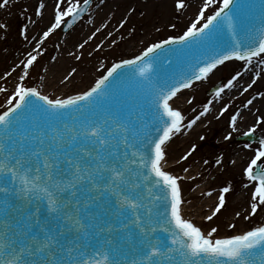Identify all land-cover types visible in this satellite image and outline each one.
I'll list each match as a JSON object with an SVG mask.
<instances>
[{
    "label": "snow or ice",
    "instance_id": "snow-or-ice-1",
    "mask_svg": "<svg viewBox=\"0 0 264 264\" xmlns=\"http://www.w3.org/2000/svg\"><path fill=\"white\" fill-rule=\"evenodd\" d=\"M16 2L0 0V9ZM89 2L83 0L82 6L81 0H52V18L43 36L63 31L62 25L72 27L88 11ZM213 3L206 0L182 35L153 43L134 59L114 64L80 94L50 97L18 84L7 110L0 113V264H264V221L228 235L220 234L219 224L198 225L188 218L192 201L182 186L192 177L175 173L168 160L173 137L191 129L211 108L209 102L185 123L173 98L226 61L251 64L257 58L264 64V29L255 39L244 16L245 9L256 6L222 0V6L206 16ZM185 6V0H177L178 9ZM46 9L45 0H38L34 15L42 18ZM21 10L27 11L23 5ZM258 11L264 24V0ZM8 29L0 22V31ZM228 30L231 36L226 38ZM28 31L25 24L21 31L25 40ZM165 45L180 46L174 49L180 53L195 47L212 54L197 61L190 72L171 71L169 61V69L161 66L153 79L150 70L158 61L157 50ZM34 50L36 55L29 53L26 62L21 61V81L38 60V48ZM120 69L127 70V87L118 83L125 75ZM239 76L217 88L215 97ZM227 111L225 105L220 114ZM240 116L236 112L230 117L233 130ZM262 125L264 117L244 135L251 138ZM224 139L231 141L232 132ZM243 150L248 154L240 177L248 206L242 205L235 217L252 224L253 217L264 213V136L255 145L246 143ZM195 151L193 145L177 164L188 161ZM214 163L224 167L223 157ZM233 190L230 182L220 188L218 203L206 221L218 218ZM226 226L237 227L231 222Z\"/></svg>",
    "mask_w": 264,
    "mask_h": 264
},
{
    "label": "rangeland",
    "instance_id": "rangeland-1",
    "mask_svg": "<svg viewBox=\"0 0 264 264\" xmlns=\"http://www.w3.org/2000/svg\"><path fill=\"white\" fill-rule=\"evenodd\" d=\"M176 2L177 0H93L88 14L76 26L68 31L57 29L47 38L42 36L35 44L34 35L40 29L41 21L38 20V24L30 21L38 0H17L7 10L0 9V22L9 25L7 32L0 31V90H3L0 91V113L7 109L9 106L7 100L21 82L26 87L38 88L50 97H55L57 93H62L58 98L80 94L92 87L112 63L131 58L162 39L182 34L195 22L206 0H185L184 9H178ZM221 3L222 0H214L205 15L210 16ZM21 5L27 10L23 14ZM48 8L52 10V2ZM25 24L29 29L27 40L21 35ZM80 44H84V47L80 48ZM37 48L38 60L33 68L28 70L29 76L21 81L24 68L21 61L26 62L29 53L36 55L37 51L34 49ZM22 50L27 51L21 52ZM73 68L76 69L74 74L71 72ZM246 72H251L250 80L243 83L235 94L231 92L233 97L231 98L232 95L226 97L221 104V107L228 106L227 112L223 115L210 116L208 122L200 125L201 129L191 136L184 147L182 136L168 147L171 169L181 176L192 177L185 179L182 186L187 199L192 201L191 205L195 208L201 207L202 220L193 221L205 227L219 224L221 235L241 233L264 221V213L253 217L252 224L235 217V212L242 205L245 208L248 206L247 197L242 192L240 177L246 160L239 155L241 152L247 155V150H243V146L252 143L238 141V138L254 126L259 118L264 117V95H261L264 94V64H260L257 58H254L251 64L235 60L225 62L207 79L182 95L184 100L191 99L184 112L187 123L201 113L206 104L216 99L215 92L208 94L207 91L218 84L223 87L237 73L243 76ZM66 76H71V79L66 81ZM241 76L233 83L238 82ZM58 78L60 81L51 84V81ZM253 80L256 83L248 88ZM229 88H225L224 91ZM250 99L253 101L252 104L247 103ZM177 102L179 104V101ZM177 102H174L176 106ZM242 104L248 107V120L242 122L236 130L228 131L230 117L240 111L239 106ZM229 132L233 134L231 141L224 139ZM256 134L264 136V125L257 128ZM252 144L255 145L256 142ZM193 145L196 146V151L189 160L177 164L181 155ZM238 150L241 152L238 153ZM221 156L224 159L222 168L214 163ZM205 160L208 164H204ZM231 160H235L236 164L232 165ZM199 164H202L201 175L199 170H196ZM185 167L188 168L187 173L183 171ZM227 182L233 184L234 190L226 195L225 208L218 214V218L211 222L206 221L204 217L211 214L214 205L218 203L217 194ZM209 192L212 193L211 196L207 194ZM237 196L241 197L238 203ZM208 198L212 200L210 205H206ZM229 222L236 224L237 227L228 228L226 225Z\"/></svg>",
    "mask_w": 264,
    "mask_h": 264
},
{
    "label": "bare ground",
    "instance_id": "bare-ground-1",
    "mask_svg": "<svg viewBox=\"0 0 264 264\" xmlns=\"http://www.w3.org/2000/svg\"><path fill=\"white\" fill-rule=\"evenodd\" d=\"M45 2H46V5H47V9H46V11L44 12L43 17L41 18L40 16H35L34 14H33V16H32V20H35V21H36L35 24H38V20L41 21V24H40L41 27H40V29L37 31V33L34 35V36H35V39H34V41H33L34 44L37 42V40H39V39L43 36V32L48 30L49 22L51 21V18H52V10L50 11L49 8H48V7L50 6L52 0H45ZM37 7H38V5L35 7V9H36ZM68 35H69V34H67L66 37H68ZM81 36H82V35H81ZM65 50H67V47H66ZM24 51H27V50H22L21 52H24ZM250 73H251V72H250ZM250 73H249V72H246L243 76H241V79H240L238 82L233 83V86H232L230 89H228L227 91H224V92L222 93V96H221V97L214 99V101L211 103V108H210L208 114L205 115V116H202V117L200 118V120H198L197 123H196L191 129L183 130L180 134H177L176 137H175L174 139H172V141L169 143V146H170L171 144H173V142H174L179 136H182V143H183V147H184V146L187 144V142L191 139V136H192L193 134L197 133V132L201 129V128H200V125H201L202 123H206V122H208V118H209L210 116L220 115V110H221V108H222V107H221V104L224 102V100L226 99V97H229V96L232 95L231 92H232L233 94H235V93H236V90H238L241 86L244 85L243 83H246L248 80H250V78H249ZM52 74H53V72H51V75H52ZM59 79H60V78H58V79H56V80H54V81H51V84L54 85V83L60 81ZM15 87H16V84H15ZM64 89H65V88H64ZM64 89H62V90H64ZM185 92H188V91H185ZM185 92L182 91V92H181L180 94H178L177 97L174 99V102L179 101V104H178V102H177V103H176L177 106L175 105V107H176V108H179V109L182 111L183 114H184V112H185V109H186L187 106L189 105L187 99H185V100L182 99V95L185 94ZM61 94H62V93H57V94L55 95V97L58 98V96L61 95ZM62 97H64V96H62ZM62 97H61V98H62ZM232 97H233V95L231 96V98H232ZM239 107H240V111H239V112L241 113V116L238 117V119H237V128L240 126V124H241L242 122H246V121L248 120V117H249V114H248V112H247L248 107H247V106H244L243 104L240 105ZM184 115H185V114H184ZM185 117H186V120H187V116H186V115H185ZM186 120H185V121H186ZM230 129H232V128H231V127L227 128L228 131H230ZM240 152H241V151L238 150V153H240ZM245 155H246V154H245L244 152H241L240 155H239V157H243L242 159H244V157H246ZM239 160H241V159H239ZM169 165L172 166L171 163H169ZM197 169L199 170V175H201L202 164H199V167L196 168V170H197ZM200 191H201V190H200ZM202 191H203V190H202ZM240 199H241L240 196H237V197H236V201H237V203L239 202ZM211 203H212L211 198H208V199H207V203H206V205H210ZM200 209H201V207H196V208H195L193 205H189V208H188V218H191V219L196 220V221H200V220H202V217L200 216V211H201ZM197 224H198V223H197ZM198 225H200V223H199Z\"/></svg>",
    "mask_w": 264,
    "mask_h": 264
},
{
    "label": "water",
    "instance_id": "water-1",
    "mask_svg": "<svg viewBox=\"0 0 264 264\" xmlns=\"http://www.w3.org/2000/svg\"><path fill=\"white\" fill-rule=\"evenodd\" d=\"M252 1V4L254 5V0H251ZM256 6V5H255ZM256 9H257V12H258V14H259V11H258V7H256ZM247 21H250V23H251V19H249V20H247ZM263 26H264V24H263ZM239 32V31H238ZM173 37V36H172ZM238 37H240V36H238ZM162 40H164V39H162ZM162 40H160V41H162ZM159 41V42H160ZM158 42V43H159ZM178 47V45H169V46H167V47H164L163 49H161L160 51H158V52H160V53H163L164 51H168L169 53H171L174 49H176ZM169 61H173V58H172V55H170L165 61L163 60V61H160V60H158V61H156V62H154V64H153V67L155 68L154 70L155 71H158V69L161 67V66H163V68L165 69L167 66H168V62ZM118 72H124L125 73V75L124 76H122L121 78H120V80L118 81V83H121L122 81H124L125 79H126V77H127V70H125V69H120V70H118ZM137 74H138V72H137Z\"/></svg>",
    "mask_w": 264,
    "mask_h": 264
}]
</instances>
